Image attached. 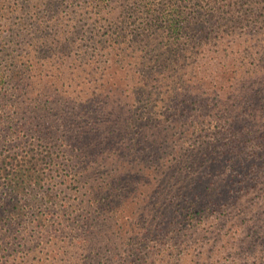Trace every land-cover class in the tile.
I'll use <instances>...</instances> for the list:
<instances>
[{
    "label": "trees",
    "instance_id": "1",
    "mask_svg": "<svg viewBox=\"0 0 264 264\" xmlns=\"http://www.w3.org/2000/svg\"><path fill=\"white\" fill-rule=\"evenodd\" d=\"M64 1L65 8L56 0H0V264H28L33 243L39 254L34 264H80L91 258L100 264H173L177 244L154 254L148 242H173L184 224L201 233L199 226L205 224L198 218L210 206L221 209L238 176L226 181L223 175L231 141H222H235L238 170L246 167L239 164L246 158L240 149L255 142L250 174L264 172V141H258L264 128L253 124L264 119V109L252 102L258 93L264 99V90L244 93L234 86L241 79L245 83L246 76L231 69L234 58L228 53L242 44L245 58L262 66L264 31H255L254 21L264 23L259 11L264 0H251V14L246 2L236 4L240 13L234 14L232 1L135 0L127 14L134 15L136 26L117 16L113 21L121 23L97 41L93 52L85 53L83 71L69 67L75 64L70 53L76 34L72 19L64 23L62 16L72 18L71 7L81 1L100 15L112 9V0ZM204 1L211 5L204 6ZM128 3L119 6L127 9ZM225 7L228 14H223ZM238 24L246 27L247 37L238 36ZM96 35L92 32L91 39ZM202 50L216 53L221 71L232 81L228 90L205 88L206 76L186 64ZM189 71L194 77H185ZM90 74L94 85L86 77ZM130 76L132 90H142L138 92L146 99L124 116L123 102L112 106L110 92L106 97L104 90L117 95L120 81ZM153 80L166 82L158 86L167 90L165 103L187 91H204L210 97L204 107L214 113L208 116L218 138L205 140L203 108L192 120L179 123L151 110L154 90L148 82ZM52 83L66 89L58 91ZM194 98L190 104L198 103ZM63 157L68 172L73 171L71 185L76 182L84 191L77 200L63 197L53 214L58 196L45 186L46 166ZM79 211L84 213L80 220L75 216ZM191 220L196 224L189 225ZM56 230L66 234L63 243L53 241L55 235L41 247ZM202 249L203 260L190 254L188 264L205 263Z\"/></svg>",
    "mask_w": 264,
    "mask_h": 264
},
{
    "label": "rangeland",
    "instance_id": "2",
    "mask_svg": "<svg viewBox=\"0 0 264 264\" xmlns=\"http://www.w3.org/2000/svg\"><path fill=\"white\" fill-rule=\"evenodd\" d=\"M18 1L22 3L25 0ZM127 1H129L127 9L126 7L124 8L122 6H119L121 5V3L127 4ZM134 1L135 0H112L109 4L112 9L109 10L108 8H106L100 15L95 14L97 9H92L91 7L86 8V4H84L82 1L76 2L70 10L73 13L72 18H68V16H62V20L64 23H67L72 19V22L74 23L72 29L75 30L76 34L74 35L76 42L70 53V56H73L72 59L75 64L70 65V69H77L81 71L83 68H86L84 64L87 62L88 56L85 55V53L93 52L95 47L98 45L97 41L100 40V38H105L112 30L111 27L115 28L117 23H121L119 21L115 23L117 20L113 21L117 16H119L118 20L125 17V19L127 20L126 24L130 27L134 28L136 26L137 23H135L134 15L128 16L127 14ZM156 1L158 4H161L162 0ZM222 1L224 2L222 4H227L229 1H232L234 3L235 7H233L232 9L234 11V14L240 13L236 9V4L243 5L245 2L247 3L245 4V6H247V9L249 11L250 8L251 10H254L253 6L251 7V0ZM56 4L57 6L61 5L62 8L66 7L64 0H56ZM202 4L204 6L211 5L209 1H204ZM222 11L223 14H228L229 8L225 7ZM259 11L260 13H264V1L261 2ZM249 14H251V11ZM24 18H29V15L26 13ZM17 20L18 18H16V21ZM137 21L138 20H136V22ZM254 24L256 25L255 31L263 33L264 23H260V21H254ZM237 28L238 36L245 33L246 27H244L243 25L238 24ZM92 32L97 34L95 39H91ZM244 37H247V35L244 34L242 38ZM230 39H232L231 36L226 37V40ZM223 46H225L224 43L219 45V49H221ZM204 51L205 50H202L198 54L197 58L195 57L187 60L186 64L196 66L199 70H201V75L206 76L205 83L209 87L205 88H221V86H224L225 90H228L230 87H232V81H230V78L227 75H224V72L221 71L222 68L218 65L220 63L216 59V53L208 50L204 54ZM243 52L244 46L242 44L235 45L234 47L229 48L228 53H230L232 58H234L232 59L234 67L231 69L236 70L238 75H243L244 73L246 76L245 83L241 79L240 83L235 84L234 86L239 85V87H242V92L244 93L251 90L256 91L261 87L264 90V81L261 79V77L264 76V61L261 67H256L252 60H250L249 58H245ZM225 62L226 61H223V63ZM131 66L134 67L133 65ZM105 74L106 73H103V75ZM73 75L75 74L73 73ZM84 76L85 75L82 76L80 81L85 80L84 78L87 77L90 79V84L94 85L95 82L94 78L91 77L92 74H90V76ZM185 77L192 78L194 77V75L191 71H189V73L185 74ZM106 79H110V76L108 75ZM106 79L105 81H107ZM101 80L104 79L101 78ZM153 81L155 82H148V87L152 86L153 89H150H152V91L154 90V96L152 98L153 102L150 103L151 110L156 111V113L162 118H164L166 114V119L168 120V122L179 123L187 121L186 118L188 120H192V118H195V115L198 114L201 108H203V110H205L204 118H206V121L204 122V126L206 127V131L204 132L205 140H208L210 138L209 142H212L215 140V138H218L215 133L213 134V129L211 128L215 122L212 121V117L208 116V114L213 115L214 113L211 108L204 107L207 102H210L208 101L210 97L205 96L204 91L200 92L201 94L196 95H191L187 91V93L179 95L178 98L173 97L172 100L165 103L162 100L165 94L164 91L167 90L164 88L161 89V87L158 86H163V84L166 82L164 80ZM110 82L112 83V79ZM120 82V90L118 91L117 95H115L108 89H106V91L104 90V95L107 97V94L110 92V96L108 97V99L111 101L110 104L112 106L114 104L119 105L120 101H122L125 109H123V115L125 116L126 113H131L132 108H140V106H144L145 103L142 104V101L146 99V96H143L142 93L138 92L142 90H132L131 86L133 85V83L131 84V76L129 80H122ZM51 85L54 86V88L58 91H63L66 89V87L61 89L59 83H52ZM70 90L72 91L71 87ZM118 96L119 98H117ZM193 97L199 100L197 104H190V101L193 99ZM259 97L261 99L260 101L257 100ZM113 98L118 100L113 101ZM262 98L263 97H261V94L258 93L256 96H254L252 102L255 106H261L263 111L264 99ZM240 101L241 100L238 101L237 105H240ZM263 120L264 119L262 118L260 120L254 121L253 124L256 125V128H264ZM206 133L209 134L206 135ZM260 135H262V133H260ZM227 140L228 139H224L222 141L225 143L231 141L229 147H226V151L229 153L228 155H225L228 165L223 175L227 177L226 181H230V179H232V176H235L233 174H238V176H235L234 178L235 185L232 186V190L229 193V196L223 197L225 202H221V209L215 206H210L209 209L205 211V216H203L202 218H198V222L205 224L201 226L198 225L201 233L194 232L193 230L195 229H193L191 232L190 227H187L188 225L184 224L181 226L179 225V227L177 228L178 233L174 237L173 242L162 245L163 243L161 242L157 243L153 240L149 241L148 245L150 247H153L154 254H157V252L165 250L166 248H173L177 244L179 247H177L175 254L178 253V256L175 257L176 260L173 264H188V256L190 254H195L198 259H201L202 255H199L201 253V248H203L202 250H204V252L202 251V253L207 259L204 264H264V172H256L250 174V159H252L255 155V148L257 147V145L254 144L255 142L250 141V145L247 148L245 147L244 150L240 149L241 151H243V154L246 155V158H243L244 164H239H241V168L243 167V165L246 167L242 169L239 168L238 170V168L235 166L236 163L233 161L234 154L238 149L234 147L233 144L235 143V141H232L233 139H230L229 141ZM258 141L263 142L264 136H261ZM236 143L239 144V140L238 142L236 141ZM53 145L54 141H50L49 147L52 148V150L55 149ZM53 154L56 155L55 151L53 152ZM66 167L67 159L65 157L59 159L56 158L53 162L46 166L45 186L46 188L53 190L52 192H55L56 196L59 197H56L55 202H57V204L55 203L54 207H52V210H54L53 214L57 212L56 209L59 208L63 197L65 198L63 201L77 200L84 191H79V189L77 188L78 184L76 182H74V185L76 187L71 185L73 179V171L71 170L68 172V169ZM63 204L64 203H62V205ZM81 214L84 213L82 211H79L78 215L75 216L78 217L81 216ZM217 215L218 217L216 218ZM78 219L80 220L81 218L78 217ZM191 221H193V223H188ZM191 221H188L187 223L189 225H195L197 222V220ZM214 223H216V225H212ZM31 234H33V232H31ZM49 234V237L51 239H45L41 247L45 246V244L52 240L53 236L55 235L56 237L53 241H57L62 244L64 240L63 236L66 235L62 230H56L55 233H53L54 235L51 233ZM31 238L34 239L35 237L33 236ZM30 246L33 247L34 251L31 248V256H29L28 264H34L36 261V256L39 257V254L37 252L35 243L31 244ZM41 247H39V249ZM43 250L45 253H47V249L44 248ZM201 260H203V258ZM63 264L67 263L64 262ZM80 264L100 263L98 258H91V260L89 259L86 261H82ZM105 264L113 263L111 261H105Z\"/></svg>",
    "mask_w": 264,
    "mask_h": 264
}]
</instances>
